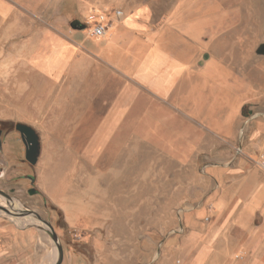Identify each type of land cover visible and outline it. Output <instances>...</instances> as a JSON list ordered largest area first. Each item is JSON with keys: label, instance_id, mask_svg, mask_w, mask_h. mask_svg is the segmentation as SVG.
I'll list each match as a JSON object with an SVG mask.
<instances>
[{"label": "rangeland", "instance_id": "374dc122", "mask_svg": "<svg viewBox=\"0 0 264 264\" xmlns=\"http://www.w3.org/2000/svg\"><path fill=\"white\" fill-rule=\"evenodd\" d=\"M142 8L148 13L142 18L145 30L165 38V49L189 71L173 98L157 101L170 110L132 112L126 125L128 130L135 125L136 133L126 132L124 147L114 143L107 149V158L116 156L120 179L109 175L106 189L102 178L97 187L88 179L71 189L68 180H61L63 190L56 195L47 178L55 148L41 159L39 130L48 125L41 121L34 127L42 143L35 166L26 161L15 129L22 122L16 110L23 109V86L34 77L37 82L29 67L32 55L55 34L78 30L85 39L101 13L128 15ZM262 44L264 0H0V190L11 197L0 195V205L12 211L13 203L32 212L17 218L0 210V264H25L34 257L27 238L33 240L39 264L56 263L58 249L37 215L57 233L63 264L192 261L202 249L198 207L214 183L207 167H222L219 185L231 187L233 194L240 191L239 178L227 172L235 162L246 159L247 167L264 170V55L257 53ZM213 64L214 71L205 73ZM205 128L222 140L207 139ZM205 155L215 159L206 164ZM79 186L84 194L77 197L87 201L74 209ZM92 189L99 196L90 194ZM105 193L108 201L117 202L105 203Z\"/></svg>", "mask_w": 264, "mask_h": 264}, {"label": "crops", "instance_id": "0c3cea01", "mask_svg": "<svg viewBox=\"0 0 264 264\" xmlns=\"http://www.w3.org/2000/svg\"><path fill=\"white\" fill-rule=\"evenodd\" d=\"M147 14L142 8L114 18V25L102 38L88 34L80 39L78 30L55 34L43 44L45 49L32 55L29 67L36 73L37 82L34 77L24 84L23 109L16 110L20 115L16 119L33 128H38L36 123L41 121L48 125L39 130L44 136L40 158L50 157L55 148V163L47 178L56 195L61 180H68L71 189L78 181L88 179L97 187V179L102 178L106 189L109 175L114 173L120 179L122 172L116 168V156L107 158L106 152L114 143L116 148L124 147L127 131L136 133L135 125L127 129L132 112L170 110L167 106L160 107L157 101L175 96L189 67L165 49V38H153L145 30L142 18ZM86 40L93 43L88 45ZM215 66L205 73L211 74ZM205 130L207 139L222 140L217 131ZM137 141L142 142L136 138ZM70 143L80 148L72 149L68 147ZM135 157L126 159L134 161ZM213 159L204 156L206 164ZM247 163L246 159H240L227 172L239 178L235 185L240 191L235 194L231 187H220L221 166L207 167V175L214 183L203 192L198 207L202 249L188 264H264V177L260 178L264 170L255 171ZM95 191L92 189L90 194L97 196L98 192L92 193ZM82 194L79 186L72 197V202L78 204L74 209L87 201L77 197ZM107 197L105 193V203L117 202V198L108 201ZM24 243L30 254L34 253L25 264H39L33 240L27 238Z\"/></svg>", "mask_w": 264, "mask_h": 264}, {"label": "water", "instance_id": "95a60500", "mask_svg": "<svg viewBox=\"0 0 264 264\" xmlns=\"http://www.w3.org/2000/svg\"><path fill=\"white\" fill-rule=\"evenodd\" d=\"M84 28V27H82ZM257 53L259 55H264V44L260 46ZM208 55H206L205 58H207ZM15 129L20 133L21 139L25 145V159L28 161L31 165H37L38 161L41 156V141L40 136L37 133V131L30 125L24 124V123H18L15 126ZM36 190L32 189L30 190V194H35ZM0 195L4 196L8 199H10V195L0 190ZM0 210L6 212L9 215H12L14 217H25L28 215H31L32 212L29 210H20L17 212H12L8 210L6 207L0 205ZM38 220L44 224L48 228V233L51 236L52 240L56 244V247L58 249V258L55 264H63L64 262V249L63 246L60 243L59 237L57 233L55 232L52 224L46 220H44L40 215H37Z\"/></svg>", "mask_w": 264, "mask_h": 264}, {"label": "built area", "instance_id": "2783aa9c", "mask_svg": "<svg viewBox=\"0 0 264 264\" xmlns=\"http://www.w3.org/2000/svg\"><path fill=\"white\" fill-rule=\"evenodd\" d=\"M122 16L123 12L120 10L99 14L92 28L88 30L89 36L98 38L104 37L114 25V18H121Z\"/></svg>", "mask_w": 264, "mask_h": 264}, {"label": "bare ground", "instance_id": "6f19581e", "mask_svg": "<svg viewBox=\"0 0 264 264\" xmlns=\"http://www.w3.org/2000/svg\"><path fill=\"white\" fill-rule=\"evenodd\" d=\"M11 205L13 206V208L16 209V210H12V211H20V210H22V209H18V208H20L21 206L15 207V205H14L13 203H11Z\"/></svg>", "mask_w": 264, "mask_h": 264}]
</instances>
